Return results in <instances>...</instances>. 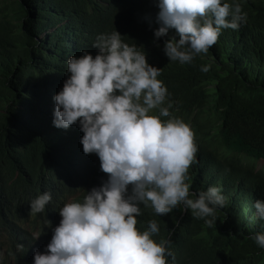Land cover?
Listing matches in <instances>:
<instances>
[{"label": "trees", "instance_id": "trees-1", "mask_svg": "<svg viewBox=\"0 0 264 264\" xmlns=\"http://www.w3.org/2000/svg\"><path fill=\"white\" fill-rule=\"evenodd\" d=\"M222 2L239 3L247 22L239 30L222 29L208 53L181 64L163 50L175 30L154 36L156 0H0V264H34V254L46 252L62 219L61 208L83 203L87 191L108 179L99 157L84 154L79 123L58 129L53 113L54 96L70 75L67 60L84 51L95 57L97 36L115 30L161 68L157 79L170 94L166 102L194 126L199 163L188 171L190 193L219 187L227 198L212 227L205 223L211 217L194 218L182 204L165 216L141 204L137 228L147 230V222L156 220L157 243L169 239L171 230L175 259L169 257V264H264V252L254 242L258 250L250 249L246 239L251 204L264 200V170L222 161L202 125L205 120L217 139L264 159V0ZM150 115L159 116V110ZM44 192L52 201L31 213V201Z\"/></svg>", "mask_w": 264, "mask_h": 264}, {"label": "clouds", "instance_id": "clouds-1", "mask_svg": "<svg viewBox=\"0 0 264 264\" xmlns=\"http://www.w3.org/2000/svg\"><path fill=\"white\" fill-rule=\"evenodd\" d=\"M156 3L159 27L154 36L158 40L175 30L163 50L170 61L181 64L208 53L218 42L222 29L239 30L247 22V13L242 12L239 3ZM92 46L98 49L95 57L84 51L80 57L73 55L66 62L70 75L54 96L53 125L67 130L79 123L84 133V154L99 157L101 171L108 179L87 191L83 203L68 202L61 208L62 219L53 229L46 252L34 254V264H169V257L175 259L170 250L172 232L169 231V239L157 243L153 239L160 233L156 220L148 221L147 230L140 231V205L165 216L182 204L185 211H192L194 218L211 217L205 223L212 227L216 211L226 206L227 198L219 187L190 193L186 181L190 179L189 168L199 163L195 142L198 138L194 126L174 113L171 102H166L170 94L157 79L161 68L150 65L145 52L125 43L116 30L98 35ZM201 70L207 72L209 67L202 66ZM156 109L159 116L150 115ZM161 116L170 118L162 121ZM202 125L222 161L256 169L240 157L225 156L220 144L235 153H249L247 149L217 139L205 120ZM190 195L197 198L191 199ZM255 197L252 196L251 203ZM51 201V193L44 192L31 201L30 212H43ZM251 207L253 214L246 239L264 252V234L260 232L264 228V200H256ZM22 249L23 245H18L17 250Z\"/></svg>", "mask_w": 264, "mask_h": 264}, {"label": "rangeland", "instance_id": "rangeland-1", "mask_svg": "<svg viewBox=\"0 0 264 264\" xmlns=\"http://www.w3.org/2000/svg\"><path fill=\"white\" fill-rule=\"evenodd\" d=\"M220 150H222L224 155L227 157H230V158L240 157L243 160V162H247L251 164L252 166H255L256 169L264 168V160L262 158H255L251 155H248V153H246L245 151L235 153V152L227 150L225 145L223 144H220ZM249 243H250V249H252L253 251L258 250V247L256 245L254 246L253 244H251V242ZM6 264H15V263L13 261H9Z\"/></svg>", "mask_w": 264, "mask_h": 264}]
</instances>
